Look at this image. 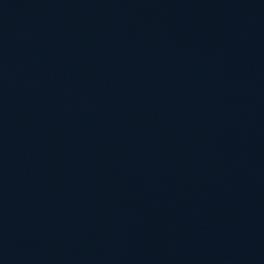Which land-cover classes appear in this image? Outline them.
<instances>
[{
  "label": "water",
  "instance_id": "obj_1",
  "mask_svg": "<svg viewBox=\"0 0 264 264\" xmlns=\"http://www.w3.org/2000/svg\"><path fill=\"white\" fill-rule=\"evenodd\" d=\"M0 264H264V0H0Z\"/></svg>",
  "mask_w": 264,
  "mask_h": 264
}]
</instances>
